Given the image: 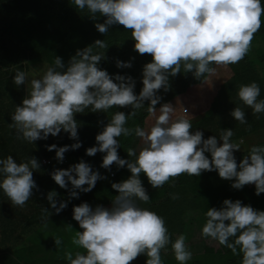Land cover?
Listing matches in <instances>:
<instances>
[{"label":"clouds","instance_id":"clouds-1","mask_svg":"<svg viewBox=\"0 0 264 264\" xmlns=\"http://www.w3.org/2000/svg\"><path fill=\"white\" fill-rule=\"evenodd\" d=\"M80 11L87 10L97 22L96 29L106 34L113 25L130 30L135 41L134 49L140 55H151L152 61L143 67V87L137 95L135 80L130 75L109 72L99 65L105 53L93 51L107 49L105 40L97 39L93 45L78 49L67 65L59 56L53 66L47 67L40 78L27 80V74L18 71L13 77L17 86L26 85L22 103L16 105L9 125L16 131V138L29 143L57 136L63 130L76 142L71 145H47L48 151H56V159L62 163L65 153L82 146L79 140L75 116L91 108L92 112H107L113 107L128 108L126 114L117 111L99 132L96 146L86 149V155L105 153L101 167L111 170L125 166L131 175L121 182H113L118 192L111 207L83 202L73 207V219L82 231H76L71 243L84 252H65L68 264H132L140 255H146V264H164L161 252L171 244L178 264H187L192 252L184 235L173 242L163 217L156 212L138 206L137 201L148 203L150 196L144 187L141 174L148 183L160 188L179 176L199 177L204 171H218L219 177L233 181L232 187L243 189L255 185V194L264 193V145H252L240 162L234 152L241 147L233 143V129H223L219 138H204L203 131L192 130L193 125L185 116L173 119L174 108L170 103L156 105L168 91L169 76L183 71L192 72L200 80L205 74H214L213 65L228 66L245 58L252 47L255 34L264 24L262 0H70ZM131 61H117V67H131ZM260 86L256 82L242 84L238 98L252 109L259 118L264 113V100H258ZM150 101L147 111L155 117L149 130L140 126L126 127L129 117ZM188 110L185 108V112ZM230 115L240 124H247L245 111L240 107ZM250 128V126H249ZM140 138L144 146L137 151L128 148L129 157L118 153L122 135ZM222 141V143H221ZM206 153L211 154L209 158ZM40 168L38 159L31 156L26 162H17L12 155L0 159V189L12 206L23 208L33 196L38 185L33 170ZM52 179L61 188L72 185L71 197H78L76 189L90 192L102 178L99 171L81 159L69 168H56ZM87 185V187H85ZM58 193L47 194L51 208L59 214L67 207V201L57 202ZM173 200L178 194H170ZM49 213L48 208L42 209ZM206 223L201 235L231 250L234 256H242L240 264H264V210L245 205L241 200L225 199L220 208H208ZM46 226V223H45ZM68 229L72 226L69 224ZM57 248L63 243L54 237Z\"/></svg>","mask_w":264,"mask_h":264},{"label":"trees","instance_id":"trees-1","mask_svg":"<svg viewBox=\"0 0 264 264\" xmlns=\"http://www.w3.org/2000/svg\"><path fill=\"white\" fill-rule=\"evenodd\" d=\"M105 19L99 14L93 19L87 10L80 11L70 0H0V159L12 155L19 163L26 162L34 156L40 163V168L33 170V178L38 188L33 189V196L23 208L12 206L0 189L1 264L3 258L6 260L5 264H68L65 252L70 251L71 246L64 244L63 237H60L63 243L59 248L56 247L54 240L35 244L31 242L14 250V256L8 253L13 247H5L4 243L26 233L32 224L45 220L49 215L52 222L57 224L73 217V207L83 202H88L93 207L111 206L112 199L118 194L112 188V183L121 182L131 175L126 166L118 168L113 164L111 170L101 167L105 153L86 155L87 148L96 146V135L103 130L112 115L117 111L128 114L132 111L131 107H113L107 112H92L91 108H87L84 113H77L75 119L82 146L66 152L62 163L56 159V151H48L46 146L56 144L59 147L75 143L69 133L62 130L57 136L49 135L46 140L29 143L17 139L15 129L9 126L12 123L11 114L16 105L22 103L26 93V85L17 86L13 83V77L18 71L27 73L29 61L33 58L53 66L55 57L59 56L67 65L78 49L93 45L97 39L105 40L108 45L107 49L93 47L94 53H105V58L99 66L107 70L113 78L118 73L132 76L135 80L134 91L137 95L140 93L143 87V67L152 61V56L140 55L135 51V41L131 38V32L122 25H113L106 34H101L95 24L103 23ZM260 40L264 44V24L255 34L251 50L245 58L237 64L230 65L233 73L219 85L208 109L202 115H198V118H189L193 125L192 130H202L205 139L213 135L219 138L223 129L232 128L234 135L231 141L234 143L254 129L264 127V113H260L257 118L252 114V109L245 106L237 95L240 85L256 82L261 89L258 100H264V45ZM118 60L131 61L132 66L119 68ZM208 76L209 74H205L198 80L192 72L185 73L182 67L179 74L169 76V90L161 89L157 93L161 100L156 107L179 95L182 96L189 87L204 83ZM149 104L150 101H145V106L137 111L135 117H129L125 126L145 128L146 119L150 115L147 111ZM237 106L245 111L247 124H240L230 115L231 110ZM138 139L134 134L118 138L120 143L118 153L121 158L134 159L128 156L127 150L133 148L138 153ZM252 145H264V140H258ZM252 145L234 152L238 163L248 154ZM206 155L211 158L210 153ZM44 159L51 161L45 162ZM81 159L89 163L93 171H99L101 176L106 178L99 179L92 191L83 192L76 189L78 197H71V183L69 182L67 189L61 188L52 179L51 172L56 168L67 169ZM216 174L218 171H204L199 177L182 175L157 189L148 183L145 174H141L140 177L150 201L148 203L137 201L138 206L148 208L164 218L173 242L180 235L186 237V244L193 254L187 264H240L242 259V256H234L227 247L201 235L208 208L222 207L225 199L233 201L239 199L245 205L264 210V193L256 195L254 184L246 185L243 189H235L231 186L233 181L214 182L211 176ZM50 191L58 193L56 197L58 205L61 201H67V207L59 214L51 208L47 200ZM170 194H178L179 199L173 200ZM43 208H48L50 212L43 213ZM161 256L164 264H178L171 244L162 250ZM146 259V255L142 254L132 264H146Z\"/></svg>","mask_w":264,"mask_h":264},{"label":"rangeland","instance_id":"rangeland-1","mask_svg":"<svg viewBox=\"0 0 264 264\" xmlns=\"http://www.w3.org/2000/svg\"><path fill=\"white\" fill-rule=\"evenodd\" d=\"M260 42L262 43L261 40ZM29 66L30 67L26 73L28 81L33 78H40L46 71L47 67H49L50 65L42 60H36L35 58H33L29 61ZM213 67L216 68L215 73L209 74L208 79L204 83L195 84L192 87H189L186 93L182 94V96L179 95V97L166 102L170 103L174 108L173 119H175L177 116H185L187 119H189L190 117L198 118V115H202L208 109L209 104L214 97V93L217 92L219 85L222 84L226 79H228L233 73L230 65L226 67H217L214 65ZM26 88L27 84L25 86V92ZM26 94L27 93H25V95ZM159 107H157L156 116L160 114ZM185 108L188 110L187 112H185ZM154 123L155 117L149 115L146 119L144 129L149 130ZM258 140H264V127L254 129L253 131L246 134L243 138L235 140L234 143H240V141H243L240 147L248 148ZM143 146V141L139 138L137 146L138 151H140ZM44 160L47 161L46 159ZM211 178L216 183L225 181V179L219 177V174L212 175ZM69 224L72 226L71 230L68 229ZM76 231H82V229H80L78 222L75 221L73 217H70L67 220H64L61 223L57 224L52 222V219L49 215L45 220H41L35 225L32 224L29 230H27L26 233H23L24 235L21 234L19 235V237L8 240V242L4 243V246L13 247V249H9L8 253L10 256H14V250L29 245L31 244V242L35 244L42 241H51L54 240V237L58 236L64 238L65 245L71 246L70 251L73 253V256H75V253L77 251L84 252L83 249L78 248L71 243V238ZM2 261V263L5 264V258H3Z\"/></svg>","mask_w":264,"mask_h":264},{"label":"built area","instance_id":"built-area-1","mask_svg":"<svg viewBox=\"0 0 264 264\" xmlns=\"http://www.w3.org/2000/svg\"><path fill=\"white\" fill-rule=\"evenodd\" d=\"M44 161H45V160H44ZM50 161H51V159H50V160L48 159V160H47V161H45V162H50Z\"/></svg>","mask_w":264,"mask_h":264}]
</instances>
